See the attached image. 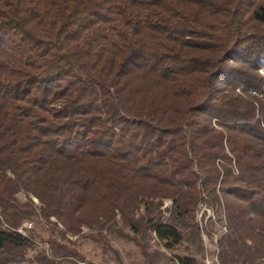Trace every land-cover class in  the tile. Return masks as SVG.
Wrapping results in <instances>:
<instances>
[{
	"label": "trees",
	"instance_id": "obj_1",
	"mask_svg": "<svg viewBox=\"0 0 264 264\" xmlns=\"http://www.w3.org/2000/svg\"><path fill=\"white\" fill-rule=\"evenodd\" d=\"M262 88L264 0H0V264H95L66 235L104 226L173 249L203 200L257 264Z\"/></svg>",
	"mask_w": 264,
	"mask_h": 264
},
{
	"label": "rangeland",
	"instance_id": "obj_2",
	"mask_svg": "<svg viewBox=\"0 0 264 264\" xmlns=\"http://www.w3.org/2000/svg\"><path fill=\"white\" fill-rule=\"evenodd\" d=\"M262 90L264 91V88ZM257 95L261 96L258 93ZM200 196L207 200L205 195L200 194ZM18 198L24 200L22 194H19ZM34 201L36 202L35 199ZM203 201L199 202L194 213V222L199 232L198 236H193L191 232H188L189 234H185L184 240L173 249L165 248L164 244L157 241L152 233H148V238L143 240V238L133 235L121 225H119V228H123L124 234L128 237L124 238L117 229L111 226L92 230L83 228L80 235H66V237L72 241L75 249L85 259L95 264H145L140 249L134 244V239L146 243L147 252L154 257V264H178V258L180 257H193L196 259L197 264H221L220 253L223 248L220 242L222 237L229 231L228 217H226L224 210L225 201L221 200L223 209H220V211L214 210L213 207ZM170 209V201L163 200L160 204V211L164 220L170 215ZM202 209L207 210V212L205 211L200 216ZM143 213L142 208L139 214L142 215ZM30 224L31 227L27 226L25 229H34L38 248L46 249L47 245L44 241L51 237L50 231L36 221ZM223 225L227 230L226 233L222 234L220 228ZM22 232L24 233L23 230ZM257 264H264V256L257 261Z\"/></svg>",
	"mask_w": 264,
	"mask_h": 264
},
{
	"label": "built area",
	"instance_id": "obj_3",
	"mask_svg": "<svg viewBox=\"0 0 264 264\" xmlns=\"http://www.w3.org/2000/svg\"><path fill=\"white\" fill-rule=\"evenodd\" d=\"M202 206H203V205H202ZM202 206H201V207H202ZM205 211L207 212V210L202 209V210H201V213H200V216H201V214L204 213ZM27 226H28V227H31V224H30V223H25V224L23 225L24 228L27 227ZM226 230H227L226 227L223 225V226L220 228V233H222V234H223V233H226ZM216 264H219V263H216Z\"/></svg>",
	"mask_w": 264,
	"mask_h": 264
}]
</instances>
